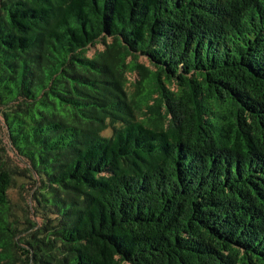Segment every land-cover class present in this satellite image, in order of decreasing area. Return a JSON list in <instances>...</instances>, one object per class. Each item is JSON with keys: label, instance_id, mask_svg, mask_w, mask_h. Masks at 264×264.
Returning <instances> with one entry per match:
<instances>
[{"label": "trees", "instance_id": "trees-1", "mask_svg": "<svg viewBox=\"0 0 264 264\" xmlns=\"http://www.w3.org/2000/svg\"><path fill=\"white\" fill-rule=\"evenodd\" d=\"M0 264H264V0H0Z\"/></svg>", "mask_w": 264, "mask_h": 264}]
</instances>
